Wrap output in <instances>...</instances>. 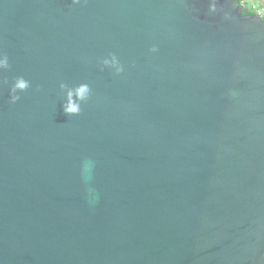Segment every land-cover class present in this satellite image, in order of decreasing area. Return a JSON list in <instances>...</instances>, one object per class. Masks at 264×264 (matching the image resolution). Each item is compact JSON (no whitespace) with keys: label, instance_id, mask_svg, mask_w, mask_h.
I'll return each mask as SVG.
<instances>
[{"label":"water","instance_id":"1","mask_svg":"<svg viewBox=\"0 0 264 264\" xmlns=\"http://www.w3.org/2000/svg\"><path fill=\"white\" fill-rule=\"evenodd\" d=\"M236 1L0 0V264H264V20Z\"/></svg>","mask_w":264,"mask_h":264},{"label":"clouds","instance_id":"2","mask_svg":"<svg viewBox=\"0 0 264 264\" xmlns=\"http://www.w3.org/2000/svg\"><path fill=\"white\" fill-rule=\"evenodd\" d=\"M253 12V11H252ZM255 13V12H253ZM257 14V13H255ZM259 15V14H258ZM261 15L264 16V10H261ZM261 17V16H260ZM262 18V17H261ZM21 87H23L24 85L21 84ZM86 88L81 87L76 91V95L79 97V99H83L85 93H86ZM79 111V105H69L65 108V112L66 114H75Z\"/></svg>","mask_w":264,"mask_h":264},{"label":"trees","instance_id":"3","mask_svg":"<svg viewBox=\"0 0 264 264\" xmlns=\"http://www.w3.org/2000/svg\"><path fill=\"white\" fill-rule=\"evenodd\" d=\"M256 1L258 0H237L236 3L239 5L242 9V14H252V10L249 9V4L251 2H254L255 4H258ZM262 3L261 5H264V0H260ZM264 20V18H262Z\"/></svg>","mask_w":264,"mask_h":264},{"label":"built area","instance_id":"4","mask_svg":"<svg viewBox=\"0 0 264 264\" xmlns=\"http://www.w3.org/2000/svg\"><path fill=\"white\" fill-rule=\"evenodd\" d=\"M249 9L252 10L253 12L259 14L260 16H262L261 10H264V5H258V4H255L254 2H251L249 4Z\"/></svg>","mask_w":264,"mask_h":264},{"label":"rangeland","instance_id":"5","mask_svg":"<svg viewBox=\"0 0 264 264\" xmlns=\"http://www.w3.org/2000/svg\"><path fill=\"white\" fill-rule=\"evenodd\" d=\"M257 3H258V5H261V1L260 0H258V1H256ZM262 18H264V16H261Z\"/></svg>","mask_w":264,"mask_h":264}]
</instances>
